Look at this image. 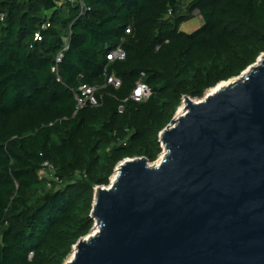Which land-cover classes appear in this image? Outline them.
Listing matches in <instances>:
<instances>
[{"label":"trees","instance_id":"1","mask_svg":"<svg viewBox=\"0 0 264 264\" xmlns=\"http://www.w3.org/2000/svg\"><path fill=\"white\" fill-rule=\"evenodd\" d=\"M184 1L0 0V264H66L117 166L155 163L183 100L264 54V0ZM143 74L152 96L136 103ZM85 85L99 107L78 109Z\"/></svg>","mask_w":264,"mask_h":264},{"label":"water","instance_id":"2","mask_svg":"<svg viewBox=\"0 0 264 264\" xmlns=\"http://www.w3.org/2000/svg\"><path fill=\"white\" fill-rule=\"evenodd\" d=\"M199 101L160 134L158 166L126 159L96 189L98 232L66 264H264V54Z\"/></svg>","mask_w":264,"mask_h":264},{"label":"built area","instance_id":"3","mask_svg":"<svg viewBox=\"0 0 264 264\" xmlns=\"http://www.w3.org/2000/svg\"><path fill=\"white\" fill-rule=\"evenodd\" d=\"M130 31L128 30L127 33ZM126 58V53L123 51L121 47H118L116 50L112 51L108 55V60L114 61L119 60L122 61ZM58 63L61 62V58L59 57L57 60ZM144 74L142 75V78L137 82L136 88L131 95L130 99L135 101L136 103H144L147 102L150 97L152 96V91L148 87V85L143 81ZM106 86H113L115 89H119L121 87V81L116 77H108L106 80ZM99 88L98 87H89V86H83L81 88V96L77 95L76 99L78 101V109H82L88 105L92 107H99L100 103L97 99V92ZM184 102V100H183ZM182 102V103H183ZM180 109V108H179ZM121 112H123V108L120 109ZM45 167H49L48 164H46Z\"/></svg>","mask_w":264,"mask_h":264},{"label":"rangeland","instance_id":"4","mask_svg":"<svg viewBox=\"0 0 264 264\" xmlns=\"http://www.w3.org/2000/svg\"><path fill=\"white\" fill-rule=\"evenodd\" d=\"M185 2V5L187 6L190 2H191V0H185L184 1ZM202 24H203V20H202V18H201V16L198 14V13H195L194 14V17H193V19L190 21V22H188V23H186V24H184L183 26H182V31H184V32H186V33H192V32H194L195 30H197L198 28H200L201 26H202ZM210 92V91H209ZM209 92H208V94H209ZM184 104V102L182 103V105ZM181 105V106H182ZM180 110V109H179ZM178 113H179V111H178ZM163 153L164 152H162L161 153V155L159 156V158H158V160L156 161V162H158L159 160H161V157H162V155H163ZM155 162V163H156ZM160 162V161H159ZM151 164H153V163H151ZM115 174H116V170H115V173H114V175L112 176V177H114L115 176ZM45 174L43 173L42 174V176H44ZM46 176V175H45ZM44 176V177H45ZM112 181H113V178H111V182H110V184L112 183ZM96 230V228H94L93 229V232ZM92 232V233H93ZM73 256V255H72ZM71 256V257H72ZM69 258V260H71L72 258ZM68 260V261H69ZM67 261V262H68Z\"/></svg>","mask_w":264,"mask_h":264},{"label":"bare ground","instance_id":"5","mask_svg":"<svg viewBox=\"0 0 264 264\" xmlns=\"http://www.w3.org/2000/svg\"><path fill=\"white\" fill-rule=\"evenodd\" d=\"M260 60H262V58L260 59ZM233 83V80L231 81V82H226V83H221L220 85H218L215 89H213V90H211L210 92H209V94L207 93V96H211V95H214L215 93H217V92H219L220 90H222V89H224V88H226L227 86H229L230 84H232ZM194 102L195 103H199L200 101L199 100H194ZM186 103L184 102V104L180 107V110H179V113H178V115H177V118L178 117H180V116H183L184 114H185V110H186V105H185ZM163 156V155H162ZM163 157H161V160H159L158 162H156L155 163V167L156 166H158L160 163H161V161L163 160L162 159ZM117 175H118V172H116V174H115V176L114 177H112L113 178V181L112 182H115V180H116V178H117ZM98 232V228H96V230L93 232V234H96ZM72 259H73V256L71 257ZM71 259V260H72ZM71 260H69V262L71 261Z\"/></svg>","mask_w":264,"mask_h":264}]
</instances>
